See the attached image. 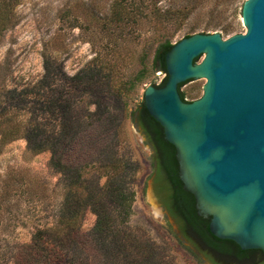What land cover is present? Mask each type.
Masks as SVG:
<instances>
[{"label":"rangeland","instance_id":"374dc122","mask_svg":"<svg viewBox=\"0 0 264 264\" xmlns=\"http://www.w3.org/2000/svg\"><path fill=\"white\" fill-rule=\"evenodd\" d=\"M183 1L17 0L13 24L0 39V110H8L6 116L13 115L21 123L38 114L32 112V108L38 109L34 102L28 112L15 108L11 113L10 106L17 103L21 90L31 89L40 81L46 62L51 72L45 91L62 102L59 107H48L44 114L47 128L56 132L60 122L68 126L70 119L76 118L97 144L88 151L64 150V155L47 150L34 155L27 151L24 138L3 142L0 133V264H15L18 248L29 243L34 232L53 227L63 212L68 214L74 203L67 198L71 178L101 176L102 184L115 172L113 162L107 165L116 158L128 161L116 183L134 191L130 216L122 222V215L111 211L116 220L113 233L119 238L104 239L92 233L96 215L85 209L79 220L78 254L70 246L69 260L75 264H214L207 257L211 249L198 237L182 231L177 219L160 205L150 144L139 130L136 117L144 89L160 86L166 78L165 72L152 67L157 46L166 39L174 44L187 35L203 33L208 17L196 10L186 19L160 25L150 16L130 15L129 8L147 4L149 15L148 9L153 6L164 10L176 8ZM243 2L238 0L221 18L211 21L232 25L227 34L219 32L223 38L245 32ZM206 3L214 6L213 0ZM221 8L226 5L220 4L217 10ZM97 54L105 65L101 75L110 74V93L101 90L98 78L88 85L72 79ZM140 72V81L128 89L127 82ZM204 83L205 79L185 82L180 87L184 99L199 98ZM113 150L117 152L112 154ZM72 160L83 164L82 171ZM120 241L126 245L124 249L118 246ZM221 264H264V256L253 252L238 259L233 255Z\"/></svg>","mask_w":264,"mask_h":264},{"label":"water","instance_id":"95a60500","mask_svg":"<svg viewBox=\"0 0 264 264\" xmlns=\"http://www.w3.org/2000/svg\"><path fill=\"white\" fill-rule=\"evenodd\" d=\"M241 21L243 33L172 44L165 83L147 86L143 104L174 146L209 232L264 253V0H244ZM194 79H205L201 96L183 100L179 85Z\"/></svg>","mask_w":264,"mask_h":264},{"label":"trees","instance_id":"16d2710c","mask_svg":"<svg viewBox=\"0 0 264 264\" xmlns=\"http://www.w3.org/2000/svg\"><path fill=\"white\" fill-rule=\"evenodd\" d=\"M213 1L214 6L206 3L208 0H184V4L176 8L168 7L164 10L153 6L148 9L149 15H147V6L149 5L143 4V7L132 5L128 13L134 16L142 15V18H148L150 16L154 23L163 25L177 18L186 19L194 11L199 10L202 16L208 17V21L204 25L203 33L217 31L227 34L232 29L230 23L221 26L211 21L216 18H221L224 12L227 11V8L234 5L238 0ZM16 3L17 0H0V39L7 28L13 24V12ZM220 4L226 5V8L224 10L223 8L217 10ZM101 19L104 20V18ZM171 46L172 44L168 39L157 46L153 56L152 67L166 73L165 54ZM44 63V74L40 81L32 87L33 89L21 90L20 95L17 97V103L11 104L10 106L11 113H13V109L15 108L22 112H28L31 111L30 109L32 107L30 103L34 102V106H37L38 109L32 108V112L36 111L38 114H34L35 116L31 117L28 121L21 123L15 121L13 115L6 116V114H10L8 110L5 112L0 110L1 139L5 142L18 137L24 138L27 151L34 155L47 150H55V152L57 151L60 154L64 152V155L66 154L64 150H67V152H73L75 149L91 150L96 146L97 142L87 132V129L83 130L80 128V121L76 120V118L70 119V121L67 120L69 121L68 126L65 122H60L59 130L56 132L51 133L47 128L44 114H46L48 107L55 105L59 107L62 102L59 97L56 99L49 97V94L45 91L51 71L46 62ZM104 67L105 65L102 63L101 55L97 54L91 60V63L72 79L77 81L81 80L82 83L88 85L93 79L98 78L97 83L102 84L101 90L105 91V93H110V74L106 73L101 75ZM141 76L142 73L140 72L137 76L132 77L127 82L128 89H133L140 81ZM165 80L166 78L161 85L165 83ZM183 84L179 85V93L181 98L185 100L184 94L180 91V87ZM136 111L139 130L145 135L148 144L161 151V165L167 173V177H164L162 182L161 180L159 181V178H155V190L166 209L177 219L182 231L198 237L202 244L211 249L212 253L209 252L207 257L214 264H221V262L228 261L233 255L238 259H244L253 252H258L264 256L261 250H241L235 242L218 239L209 232L208 223L210 218H204L198 213L193 195L183 189L182 182L177 176V162L174 156V148L165 140L161 126L149 115L143 101ZM105 117L108 118L109 116L105 114ZM66 127H68V130H66ZM114 127L117 130L118 125L115 124ZM113 151L112 154L117 152L115 150ZM72 162L76 166L75 168L82 171L83 164L77 165L78 161L75 160H72ZM64 163L61 164L62 167ZM126 163L128 165V161L124 162V160L121 161L118 158L110 160L107 166L112 164V169L115 172L107 176L105 182L102 184L100 183L101 176H97V179H90L85 178V176L82 177L79 174L78 176L81 179L80 177L76 179L71 178L67 187V198L69 197L74 200L71 210L68 214L63 212L53 227L34 232L29 243L18 248L15 256V264H35L38 261H43V264H75L72 260H69L71 257L67 252L71 246L74 248V254H76L75 249L79 242L77 238L79 220L87 208L96 215L95 225L92 230L93 234H98L104 239L110 237L113 239L119 238V236L113 233L115 232L116 220L113 218L114 216L111 214V211L116 212L119 216L122 215L121 220L123 222L129 218L134 200L133 190H127L121 184L116 183V181H119L120 174L127 169ZM119 244L118 246L123 249L126 247L125 244H121V241ZM224 244H229L232 248L228 246L227 248Z\"/></svg>","mask_w":264,"mask_h":264},{"label":"flooded vegetation","instance_id":"af4514ba","mask_svg":"<svg viewBox=\"0 0 264 264\" xmlns=\"http://www.w3.org/2000/svg\"><path fill=\"white\" fill-rule=\"evenodd\" d=\"M144 135V134H143ZM144 137H145V135H144ZM145 139H146V137H145ZM173 146V145H172ZM173 148H174V146H173ZM150 150H151V160H152V172H153V180H155V178H159V181L161 180V182H162V180H163V178L164 177H167V173H166V171H165V169L162 167V165H161V158H162V153H161V151H159L158 149H156V148H154V147H152L151 145H150ZM174 156H175V159H176V162H177V176H178V178L180 179V177H179V164H178V161H177V158H176V150H175V148H174ZM181 180V179H180ZM182 182V181H181ZM154 184H155V181H154ZM182 185H183V183H182ZM183 187V186H182ZM183 189L186 191V192H188V193H190L188 190H186L184 187H183ZM191 194V193H190ZM163 208L165 207L164 205H163V203H161L160 204ZM166 208V207H165ZM201 216H203V215H201ZM204 218H209V216H207V217H205V216H203ZM234 243V242H233ZM249 250V249H248ZM250 250H255V251H259L258 249H250ZM216 255V254H215Z\"/></svg>","mask_w":264,"mask_h":264}]
</instances>
